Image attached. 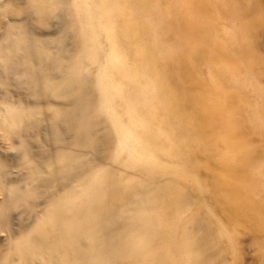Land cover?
Returning <instances> with one entry per match:
<instances>
[{"label": "bare ground", "instance_id": "6f19581e", "mask_svg": "<svg viewBox=\"0 0 264 264\" xmlns=\"http://www.w3.org/2000/svg\"><path fill=\"white\" fill-rule=\"evenodd\" d=\"M8 4L57 28L0 33V264H226L264 212V0Z\"/></svg>", "mask_w": 264, "mask_h": 264}, {"label": "rangeland", "instance_id": "374dc122", "mask_svg": "<svg viewBox=\"0 0 264 264\" xmlns=\"http://www.w3.org/2000/svg\"><path fill=\"white\" fill-rule=\"evenodd\" d=\"M37 4H40V3H37ZM42 4V3H41ZM8 5H10V4H8ZM7 5V6H8ZM43 6H44V4H42ZM42 5H40V8H41V11L43 10L42 9ZM6 6V5H5ZM5 6H3V9L2 8H0L1 10L0 11H3V12H0V33H3L2 32V30H3V28H5V25H4V21L5 20H7L8 19V16H10V17H13V16H15V15H19V13L21 12V11H19V10H21V8H22V12H25V13H22L23 15L24 14H26V15H24L25 16V21H26V19H27V21L29 20V22H26V23H29V25H27L24 21L22 22V24H24L23 25V27H25L26 26V28H27V26L28 27H31L32 26V24L34 25L33 26V29H34V27H35V29L34 30H37L38 32H40V33H46V32H51V31H53V30H55L56 28H57V26H55L56 25V20H55V16H49V12L48 11H45V10H43L41 13H40V11H39V13H38V11H37V9H36V13H34V15H33V12H35L34 11V9H33V5L31 6V8L33 9L32 10V12H31V14H27L26 13V11H24L23 10V7H20V9L18 10L19 11V13L17 12V10H16V12L18 13V14H16V12H15V15H13L12 13L15 11V10H12V8L14 9V7H16L17 5H15L14 7H13V5H10V6H8V7H6L5 8ZM37 6V5H36ZM39 6V5H38ZM12 7V8H11ZM5 8V9H4ZM11 8V9H10ZM17 8V7H16ZM25 8V7H24ZM30 8V9H31ZM34 8H36V7H34ZM39 8V9H40ZM46 9V8H45ZM10 10H12L11 12H10ZM26 10V9H25ZM27 10H28V7H27ZM48 10V9H47ZM29 11H31V10H29ZM46 12H48V15H47V13ZM30 13V12H29ZM22 14H20V15H22ZM57 14V13H56ZM13 15V16H12ZM50 15H52V14H50ZM24 16H22V17H24ZM57 19V18H56ZM57 20H59V19H57ZM32 22V23H31ZM59 22V21H58ZM31 23V24H30ZM22 24H21V26H22ZM4 25V26H3ZM56 27V28H55ZM32 28V27H31ZM5 30V29H4ZM1 35H3V34H1ZM0 35V36H1ZM10 96V93H7L6 95H5V97L6 98H8ZM20 100H15V102H19ZM45 112L46 113H50L51 111H52V109H53V107L52 106H49V105H46L45 106ZM2 120L3 119H1L0 118V143L5 147V149L6 150H8L10 153H17V152H20L19 150L21 149V146H18V144H15L14 143V140L15 139H18V135H20L21 134V130H20V128H16V129H13V130H11L6 124H2ZM41 138L40 137H37L33 142L35 143V144H38V143H40L41 142ZM24 166H26V164L25 163H22L21 161L18 163V164H16V165H14V169L15 170H18V169H22V168H24ZM31 184H30V186L29 187H31L32 189L34 188H36V187H38V185H39V181H31L30 182ZM24 184L25 183H21L19 186H24ZM51 191V189H48V190H46V193H44V194H47V193H49ZM36 195V196H35ZM35 195H30L29 196V199L31 200V201H33V200H35L36 198H37V195L38 194H35ZM256 195H258V194H256ZM255 195V196H256ZM252 196H254V195H252ZM255 196L253 197V198H255ZM260 197L261 196H263V194L262 195H259ZM258 197V196H257ZM264 197V196H263ZM259 198V197H258ZM256 199V198H255ZM253 200V199H252ZM258 200H260V202L262 203V199H258ZM256 202H257V200H255ZM254 200L252 201V203H255V205H256V202H255ZM254 205V204H253ZM257 205H259L260 206V204H259V202L257 203ZM21 206H15L14 208H13V210H16V209H18V208H20ZM27 209V210H26ZM26 209H24L23 210V217H24V219H26V220H30L31 219V211L28 209V208H26ZM258 209V208H257ZM259 210H261V208L259 209ZM261 211H263V210H261ZM252 212V211H251ZM254 213H258L257 211H255ZM254 213H251L252 215H254ZM250 214V215H251ZM251 215V216H252ZM246 219H241V220H239L240 222H241V224H239V223H237V224H239V226H238V228L239 229H241L240 231H241V233H245V230L247 231L245 234H246V238H249L246 242H244L241 246H243V247H238L240 250H237V254L235 255L234 254V256L232 255V257H234V259L231 257V255H229L228 256V258H226L227 259V261L225 260V262H226V264H264V242H262V240H264V239H261V238H263L264 237V212L263 213H261L260 212V214H256V215H254L253 217H250L249 219L251 220L250 221V224H249V219H248V217H245ZM259 219H261V220H259ZM242 221H244V222H242ZM235 224H236V222H235ZM234 224V225H235ZM237 224L235 225V226H237ZM247 226H246V225ZM259 224V225H258ZM242 225V226H241ZM245 226V227H244ZM253 226H255V227H253ZM256 226L257 227H261V231H263V233H260V231H259V228L257 229L256 228ZM241 227V228H240ZM246 228V229H245ZM249 228V229H248ZM38 229V228H37ZM245 229V230H244ZM253 229H255V230H253ZM252 230V232H250ZM0 232L1 233H4L5 232V230H4V226L3 225H1L0 224ZM248 233V234H247ZM251 233V234H250ZM245 234L243 235V236H245ZM255 234V235H254ZM257 234V235H256ZM263 234V235H262ZM254 237H253V236ZM262 236V237H261ZM257 238H259V239H257ZM254 239H256V240H254ZM261 239V240H260ZM261 242H260V241ZM249 241H251L250 243H249ZM247 243V244H246ZM263 243V244H262ZM261 244V245H260ZM245 245V246H244ZM7 247V245H3V243H0V253L5 249ZM238 253H240V254H238ZM231 257V258H230ZM235 257H236V259H235ZM237 257H239V258H237Z\"/></svg>", "mask_w": 264, "mask_h": 264}]
</instances>
